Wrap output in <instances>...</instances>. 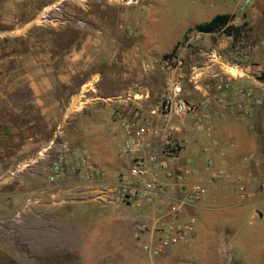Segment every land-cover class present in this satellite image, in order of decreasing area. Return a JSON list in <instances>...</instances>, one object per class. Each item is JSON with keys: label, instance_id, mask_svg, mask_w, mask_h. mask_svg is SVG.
<instances>
[{"label": "crops", "instance_id": "obj_1", "mask_svg": "<svg viewBox=\"0 0 264 264\" xmlns=\"http://www.w3.org/2000/svg\"><path fill=\"white\" fill-rule=\"evenodd\" d=\"M168 2L132 0L121 8L126 12H119L118 16L111 18L112 23L107 22L108 17L96 21V16L87 7L85 11L95 22L89 21L85 25L80 39L66 42L64 53H60L59 46H55L56 50L47 55L21 56L27 68L22 74L23 84L2 89L8 94L5 93L0 100L3 114L0 115V174H6L16 166H25L29 163L30 153L35 154L47 144L48 141H37L33 137L39 125H45L49 130L61 126L94 129L88 137L83 135L74 140L70 136L71 148L84 150L92 165L103 175L116 176L123 172L128 160L118 154L122 133L114 112L127 103L105 101L115 94L138 92L135 90L138 83L137 64L149 57L154 62L150 65L149 74L142 78L144 81L147 79L146 82L149 79V86L144 87L142 92L149 94V106L158 105L175 79L174 74L160 71L158 65L163 56L185 41L184 48L179 49L175 57L182 59V63H190L191 71L180 70L177 79L182 86L183 99L196 105V111L172 119L176 129L172 136L181 145L180 157L191 161L192 181L205 182L209 179L208 161L213 163L211 171L226 170L232 175L231 179L236 175L264 177V47L258 43L249 56L237 59L222 53V49L230 45L231 37L221 33H193L184 40L187 30L201 23L189 18L171 25L165 18L170 11ZM116 19L118 21L113 22ZM201 39L211 54L201 56L185 51L187 45ZM195 63L201 67L192 65ZM221 79L229 80L232 88L238 86L251 91L253 99L237 96L232 91L229 104L218 105L215 102L218 94L215 85ZM104 81L108 82L109 88ZM239 101L243 103V108L236 111L233 104ZM27 110L37 112V119L26 122ZM12 119H16L17 124ZM151 119L157 121L158 118L152 116ZM209 132L213 140L207 139ZM40 167L41 164H38L36 169ZM67 179L72 180L73 177ZM37 183L32 190L55 199L40 205L39 215L56 213V221L61 224L68 221L62 217V209L66 214L70 205H90V209H82L75 217L69 215V219L92 224L87 230L81 228L70 233H57L59 240L56 242L54 234L38 231L36 238L40 242H37V247L42 252L47 245L54 244L52 248L56 247L59 259L69 253L77 258L78 263L74 261L75 264H88L90 255L97 256L98 260L100 255L107 253L103 251L107 244L111 249L108 253L120 256L127 249L125 239L134 238L137 242L134 211L131 212V207L116 199L98 200L99 185H88L79 179L46 185L39 179ZM62 195L72 199L61 200L59 196ZM235 196L230 186H226V180L215 179L205 198L193 211L198 216L196 232L201 231L207 218L214 220L223 215L225 220H230L238 213H247L251 221L264 225V194L246 202L237 201ZM148 210L151 211V208L144 211ZM71 240H77L76 248ZM163 260L158 264H166L167 261ZM62 261L66 263L65 258L59 260ZM117 264L122 263L119 261Z\"/></svg>", "mask_w": 264, "mask_h": 264}, {"label": "rangeland", "instance_id": "obj_2", "mask_svg": "<svg viewBox=\"0 0 264 264\" xmlns=\"http://www.w3.org/2000/svg\"><path fill=\"white\" fill-rule=\"evenodd\" d=\"M243 1L245 0H169L170 11L165 18L171 25H175L178 21H187L189 18L196 23H203L209 21L213 15L224 13L236 17L239 5ZM248 1L249 5L239 23L233 22L242 27L241 33L236 39L231 37L230 45L222 49V53L237 59L249 56L258 43L264 47V0ZM126 3H132V0H0V100L1 96L8 94V91L2 89L15 87L18 83L19 86L23 84L22 74L25 67L21 56L47 55L52 53V50H56L55 46H59L58 51L64 53L67 49L66 42L80 39L82 32L85 31V25L89 21L95 22L85 11L87 7L96 16V21L108 17L110 20L108 19L107 22L112 23L113 16H118L119 12H126L121 10ZM214 6L216 7L213 8ZM116 21L118 20L113 22ZM111 23L108 24L110 28ZM192 34L193 32L185 36L184 40ZM184 42L178 43L173 52L166 54L167 57L163 56L158 65L160 71L169 75L174 74L175 80H178L177 75L180 70L191 71L190 63L177 65L172 61L179 49L184 48ZM208 49V46L203 45L202 39L185 47L187 53L201 54V56L211 54V50L209 52ZM165 61L170 62L168 68L164 67ZM153 62V58L149 57H145L144 62H138L136 70L138 83L135 86L138 92L149 86V79L146 82L147 79L144 81L142 78H145L143 77L145 74H149ZM192 65L201 67L199 63ZM122 70L125 71L123 68ZM104 82L106 86L109 85L108 82ZM116 96L118 95L108 98ZM107 99L105 102L112 103ZM1 110L0 107V115L3 116ZM36 117L37 112L26 111V122ZM13 123L17 124V120H13ZM57 129L64 132V139L69 145L70 136L76 140L83 135L90 136V132L94 130L77 126H61L49 130L45 125H39L35 128L37 133H34L33 137L37 141L47 142L53 136V131ZM43 155L45 156L46 153L42 148L35 154L31 152L29 163L25 166H16L8 173L0 174V264H64L63 261L59 262L63 258L66 259L65 264L78 263L77 258L69 253L68 256L59 259L56 255L58 253L56 247L52 248L54 244L47 245V249L43 248L46 249L45 252L37 247V242L39 244L40 240L36 238V233L40 230L54 234V242H56L59 240L57 233L64 231L70 233L81 228L87 230L92 225L85 221L79 223L80 221L69 219V215L75 217L82 209H90V205H70L71 210L67 209L66 214L62 209V217L67 218L68 221L61 224L56 221V213L46 212L42 216L39 215L40 205L55 200L32 190L39 179L45 185L48 183L46 170L49 158H41L40 156ZM32 160L34 161L30 163ZM38 164H41L39 170L36 169ZM119 179L120 173L116 176L102 175L94 178L93 182L102 188L104 184L117 183ZM62 182H75V179ZM59 198L72 199L71 196L63 195ZM28 200L30 204L27 206ZM130 210L134 211L132 208ZM76 241L71 240L74 248L77 247ZM125 241L127 249L122 255L108 253L111 249L107 244L103 250L107 253L100 255L98 260L97 256L90 255L88 264H117L119 261L122 264H158L163 259L167 261L166 264H264V225L251 221L247 213H238L230 220H225L223 215L214 220L207 218V221H203L201 231L196 232L192 240L170 248L159 258H150L142 253L134 238H127ZM127 252L128 254H125Z\"/></svg>", "mask_w": 264, "mask_h": 264}, {"label": "built area", "instance_id": "obj_3", "mask_svg": "<svg viewBox=\"0 0 264 264\" xmlns=\"http://www.w3.org/2000/svg\"><path fill=\"white\" fill-rule=\"evenodd\" d=\"M248 5V0L241 2L238 15L233 18L235 24L239 23ZM172 61L182 64L179 57H173ZM169 65V61L164 62L166 68ZM215 88L218 92L215 102L221 106L229 104L232 91L237 96L253 99L251 91L238 86L232 88L226 79L219 80ZM107 100L127 103L117 109L114 116L122 133L118 154L128 160V166L120 173L117 183L104 184L100 188L97 199H116L133 208L137 245L150 258H159L170 248L193 239L198 224L193 211L215 179L226 180V186H230L238 200L243 202L264 194V177L236 175L231 179L232 175L226 170L211 171L212 161L206 163L209 179L192 181L191 161L180 157L181 145L172 136L176 130L172 119L195 112L196 105L185 102L178 80L171 81L168 94L155 106H149L147 92L121 94ZM233 107L240 111L243 103L235 102ZM152 116L158 118L157 121L151 119ZM63 133L57 129L42 148L46 155L40 157L49 158L47 182L55 184L73 177L88 185L95 184L94 178L102 176V172L92 165L84 150H73ZM207 139L213 140L211 132ZM29 204L30 200L26 205ZM145 208H151V211L145 212Z\"/></svg>", "mask_w": 264, "mask_h": 264}, {"label": "trees", "instance_id": "obj_4", "mask_svg": "<svg viewBox=\"0 0 264 264\" xmlns=\"http://www.w3.org/2000/svg\"><path fill=\"white\" fill-rule=\"evenodd\" d=\"M233 15L230 14H219L213 17L209 22L201 23L196 25L194 28L187 30L185 36L193 33L200 34H213L221 33L226 37H232L236 39L237 36L242 31L241 26L233 24ZM176 49V46L173 48L172 52ZM164 57H167L166 55Z\"/></svg>", "mask_w": 264, "mask_h": 264}, {"label": "water", "instance_id": "obj_5", "mask_svg": "<svg viewBox=\"0 0 264 264\" xmlns=\"http://www.w3.org/2000/svg\"><path fill=\"white\" fill-rule=\"evenodd\" d=\"M259 216H261V214H259Z\"/></svg>", "mask_w": 264, "mask_h": 264}]
</instances>
